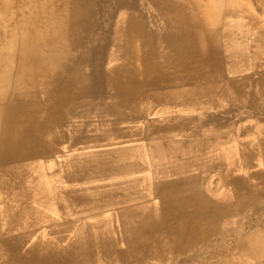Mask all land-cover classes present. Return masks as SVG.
I'll use <instances>...</instances> for the list:
<instances>
[{"label": "bare ground", "instance_id": "obj_1", "mask_svg": "<svg viewBox=\"0 0 264 264\" xmlns=\"http://www.w3.org/2000/svg\"><path fill=\"white\" fill-rule=\"evenodd\" d=\"M54 1L0 45V264H168L209 249L246 210L243 182L264 189V121L232 116L253 108L243 78L264 74V35L249 37L261 27L228 22L250 18L230 1L207 0L217 35L196 0H118L112 37L79 55L96 2ZM55 157L70 158L61 175Z\"/></svg>", "mask_w": 264, "mask_h": 264}, {"label": "rangeland", "instance_id": "obj_2", "mask_svg": "<svg viewBox=\"0 0 264 264\" xmlns=\"http://www.w3.org/2000/svg\"><path fill=\"white\" fill-rule=\"evenodd\" d=\"M1 1L3 0H0V2ZM45 1L47 0H9L10 8L0 6V45L6 43L8 41V38L10 39L11 37L10 29L12 27L17 28L18 34H21L22 31L27 32L28 29L31 28V26L33 25L38 26L39 23L35 20V18L38 17L39 7L41 3ZM66 1L67 0H55L54 3L56 5H59L58 7H61V5H63ZM117 1L118 0H94V2H96L98 11L96 10V13H94V21L90 24L91 30L89 31L88 34L89 40H87L86 43L83 45V47L80 49V51L78 52L79 55H81L84 51L91 49L93 46L95 48L94 49L95 54L99 53V51L102 49L101 46L103 45V42L109 39L110 37H112L111 26L116 17V11L114 10V6ZM196 1L201 8V13H200L201 19L204 22L207 20L206 17L208 19H213V18L217 19L215 22L209 21V23H214V25L210 24L212 26L211 27L212 29L213 28L216 29L213 31L214 33L217 34V32H220L221 28L218 25V22H222V19L220 18L221 19L220 20L216 17H210L214 15H212L209 12V9L206 5L207 0H196ZM228 1H230V5H232V9L234 11H237V13L239 12L242 14V12L246 11L248 12L246 15L249 14L251 15V16L249 15L250 18L234 15V17L228 19V22L237 24L239 26L261 27L259 29H255L254 32L256 34H253L252 32L251 34H249V37H257L258 34L262 36L264 35V0H224V3ZM215 25H217V27ZM105 29H107V31ZM216 34L215 36L219 35ZM12 46H14V44H12ZM243 79L246 81V83L244 84V88L245 89L249 88L251 90L250 92L253 93V96L251 95L249 96L250 102L248 101L249 104L253 106V108H249L245 110L241 109L237 113L234 112L232 116L234 117V115H237L241 118L242 117L244 118L245 116L248 117L249 119L258 118L264 121V109L260 108V105L264 104V84L262 83L264 81V74L257 73L255 75L253 74H250L249 76L245 75ZM99 150L96 149V152ZM69 159H70L69 157L63 159L59 157H55L53 161L55 167H53L52 171L57 170L58 175H61L62 165L68 164ZM39 162H43V160ZM144 163L150 168L151 163H149L148 160H146ZM262 167H264V165H262ZM45 172L47 173L48 171ZM53 175H55L57 178L59 177L56 174ZM153 176H154V172L150 170L149 173H146L144 176L141 177H144L145 182L147 181L148 184L150 180L153 178ZM216 177L217 176H212V180L210 181L211 188L213 190L218 185L220 186V184H222L221 181L218 180V178ZM235 177L239 178L238 175H235ZM244 177L246 178V175L241 176V178L245 179ZM116 179H117L116 177L113 178V180ZM86 184L89 187L94 185L102 186L105 185L106 182L92 175V177L90 178V180H88V183ZM243 185L244 187L249 188V192L247 193V191L244 190L242 192L243 197H239L238 199L243 200L245 203L246 202L249 203H247V208L245 211L236 214L235 216L236 218L234 219V221L236 222L235 226L231 228L233 233L230 230H228L230 233L228 234V236L229 235L230 236L228 237L226 235L227 237L224 236V238L222 239L214 238L212 245L209 249H204L202 250L203 252L199 251L198 253L195 254L186 255V257L182 256L176 259H171L168 264L170 263L171 264H264V234H263L264 233V196L262 195L264 193V189L257 187V181H254L250 178H248V182L244 181ZM84 193L85 191H82L81 194ZM101 195H105V194L104 193L97 194L96 198H99ZM119 195H122V193H120ZM222 196L223 195H220L221 199ZM119 207L120 206L106 205L104 206V210L116 211L119 209ZM251 220H253V222ZM118 225L115 222L113 223V227L115 228H118ZM225 225H227V223H225L224 226ZM121 248L123 249V247Z\"/></svg>", "mask_w": 264, "mask_h": 264}]
</instances>
